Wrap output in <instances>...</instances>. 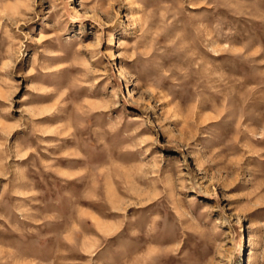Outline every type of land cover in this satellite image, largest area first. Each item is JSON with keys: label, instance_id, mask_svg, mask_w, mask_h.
<instances>
[{"label": "rangeland", "instance_id": "obj_1", "mask_svg": "<svg viewBox=\"0 0 264 264\" xmlns=\"http://www.w3.org/2000/svg\"><path fill=\"white\" fill-rule=\"evenodd\" d=\"M0 264H264V0H0Z\"/></svg>", "mask_w": 264, "mask_h": 264}]
</instances>
